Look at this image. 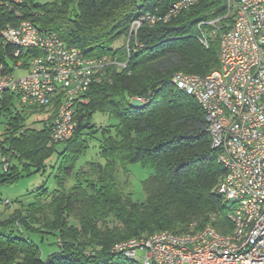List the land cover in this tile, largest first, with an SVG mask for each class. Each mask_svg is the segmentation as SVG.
Instances as JSON below:
<instances>
[{
	"label": "trees",
	"instance_id": "16d2710c",
	"mask_svg": "<svg viewBox=\"0 0 264 264\" xmlns=\"http://www.w3.org/2000/svg\"><path fill=\"white\" fill-rule=\"evenodd\" d=\"M175 1H25L22 18L39 29L56 32L67 46L78 47L87 56L109 55L128 64L111 67L106 80L87 90L88 101L79 107L75 132L59 152L57 187L50 194L43 187L34 201L0 218V264H141L113 251L114 244L161 230H199L208 224L223 233L233 231L228 214L234 203L215 189L225 170L212 146L205 111L195 97L173 83V75L183 70L205 76L218 69L221 38L234 16L226 15L225 0H201L167 22L143 24L130 36L134 19L165 12ZM17 18L0 5V27ZM204 36L208 46L201 41ZM121 40L126 41L117 44ZM13 52L14 47L0 37V63L22 59L26 66L38 54L27 48L15 58ZM137 97L149 100L136 106L132 100ZM15 98L8 91L0 97L5 125L0 154L10 156L7 171L0 173L3 184L17 181L24 171L43 170L58 144L51 142L58 102L49 107L51 115L42 125L33 127L26 125L23 112L37 107L19 109ZM97 112L116 120L102 127L99 154L105 162L89 161L67 189L76 161L88 146ZM136 162L153 169L143 182L144 202L136 201L116 180L117 164L126 168ZM44 193L49 196L44 198ZM27 232L43 234V242L46 234L55 236L58 248L47 247L46 252Z\"/></svg>",
	"mask_w": 264,
	"mask_h": 264
},
{
	"label": "built area",
	"instance_id": "2783aa9c",
	"mask_svg": "<svg viewBox=\"0 0 264 264\" xmlns=\"http://www.w3.org/2000/svg\"><path fill=\"white\" fill-rule=\"evenodd\" d=\"M25 1L0 0L18 17L0 27V37L14 47L15 58L27 48L38 54L26 66L22 59L0 63V97L13 93L18 107H51L58 102L51 142H66L77 127L79 107L88 101L89 87L106 80L111 67L125 68L128 61L87 56L80 48L67 46L56 32L22 18ZM199 1L177 0L165 12L142 14L132 21L130 36L143 24L167 22ZM225 1L226 15L234 16V21L221 38L220 67L205 76L176 71L173 83L195 97L205 111L212 146L225 170L216 190L234 203L228 214L233 231L223 233L208 224L199 230H161L114 244L113 251L141 264H264V0ZM201 41L208 46L207 37ZM137 99L142 104L149 100ZM9 158L0 154L3 171ZM2 201L12 204L8 198Z\"/></svg>",
	"mask_w": 264,
	"mask_h": 264
},
{
	"label": "rangeland",
	"instance_id": "374dc122",
	"mask_svg": "<svg viewBox=\"0 0 264 264\" xmlns=\"http://www.w3.org/2000/svg\"><path fill=\"white\" fill-rule=\"evenodd\" d=\"M35 1L45 3L53 0ZM125 41L126 40H121L117 42V44L120 45ZM43 108L47 109L48 106ZM35 110L36 111L32 114H28V117L25 119V123L26 125H30L31 123L37 121L36 125L40 127L42 125L41 120H43L44 117L48 116V112L50 110L48 112L45 111L47 115L43 114L44 111L41 110V107H37V109ZM114 123H116V120L110 117L107 113L97 112L93 116L94 128L91 130L94 134L92 133L91 135H89L88 146L76 161L74 172L69 177L66 183L67 189L72 187L76 183V173L81 169V167H85L89 161L101 162L104 164L105 159L99 154V141L101 138V131L103 126ZM4 127V116L0 115V141H4V136L2 134V132L5 130ZM65 147L66 143L64 142L55 145V152L47 159L45 168L43 170H32L31 173L28 171H24L17 181L10 184L0 183V210H4L3 213H7V216H10L12 212L15 211L16 208H18V206H27L30 202L34 201L37 198L40 192L43 191V187L47 189L49 194L57 187L55 175L58 173L59 166L62 161V156L59 154V152L63 151ZM2 171L3 168L0 164V173ZM152 173L153 169L148 165L142 164L141 162L130 163L126 166V168L122 167L120 164H117L116 180L120 187L124 191L130 192L136 201L144 202L147 199V195L144 190L143 182ZM43 196L44 198H47L49 195L46 197V193H44ZM6 198H8L12 202L11 205H5L1 200H4ZM28 234L33 239L37 240L41 247L46 250V252H48L47 247H50L52 251L58 248V246L56 245V238L51 234L45 235V242H43L44 240L42 239L43 234L27 232L25 235Z\"/></svg>",
	"mask_w": 264,
	"mask_h": 264
},
{
	"label": "crops",
	"instance_id": "0c3cea01",
	"mask_svg": "<svg viewBox=\"0 0 264 264\" xmlns=\"http://www.w3.org/2000/svg\"><path fill=\"white\" fill-rule=\"evenodd\" d=\"M14 104H15L16 107H18V106H17V105H18V103H17V98L14 99ZM18 108H19V109H24L23 106H22V107H18ZM25 109H26V108H25ZM49 110H50V108L48 107L47 109H43L44 112H43V111H42V112H43V114L47 115V114L45 113V111L48 112ZM35 111H36L35 109H30V110H29V108H27L26 111L23 112V113H24V114H27V117H28V114H32V113L35 112ZM51 112H52V111L50 110V111L48 112V116H47V117H44V119H47V118L51 115ZM41 115H42V113H41ZM38 118H39V117H38ZM44 119H43V120H44ZM41 121H42V120H41ZM36 122H37V121L31 123L29 126L39 127L38 125H36ZM41 123H42V122H41ZM4 128H5V127H4ZM4 144L7 145L8 142H4ZM3 211H4V210H0V218H3V217H6V216H7V213H3ZM5 212H6V211H5Z\"/></svg>",
	"mask_w": 264,
	"mask_h": 264
},
{
	"label": "water",
	"instance_id": "95a60500",
	"mask_svg": "<svg viewBox=\"0 0 264 264\" xmlns=\"http://www.w3.org/2000/svg\"><path fill=\"white\" fill-rule=\"evenodd\" d=\"M132 104H134V105H136V106H140V105H142L141 102H140L137 98H134V99L132 100Z\"/></svg>",
	"mask_w": 264,
	"mask_h": 264
}]
</instances>
